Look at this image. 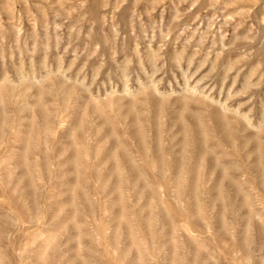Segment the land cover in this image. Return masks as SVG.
Instances as JSON below:
<instances>
[{
  "label": "rangeland",
  "instance_id": "1",
  "mask_svg": "<svg viewBox=\"0 0 264 264\" xmlns=\"http://www.w3.org/2000/svg\"><path fill=\"white\" fill-rule=\"evenodd\" d=\"M0 264H264V0H0Z\"/></svg>",
  "mask_w": 264,
  "mask_h": 264
}]
</instances>
